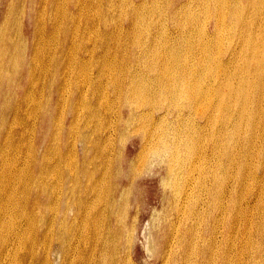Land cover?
Returning a JSON list of instances; mask_svg holds the SVG:
<instances>
[{
  "label": "bare ground",
  "instance_id": "1",
  "mask_svg": "<svg viewBox=\"0 0 264 264\" xmlns=\"http://www.w3.org/2000/svg\"><path fill=\"white\" fill-rule=\"evenodd\" d=\"M171 1L0 11V264H264V0Z\"/></svg>",
  "mask_w": 264,
  "mask_h": 264
},
{
  "label": "rangeland",
  "instance_id": "2",
  "mask_svg": "<svg viewBox=\"0 0 264 264\" xmlns=\"http://www.w3.org/2000/svg\"><path fill=\"white\" fill-rule=\"evenodd\" d=\"M52 1L53 0H0V11H4L2 9H5V7H7L8 11L10 10L13 12V19L12 20L14 22V36H15V38L25 37L26 30L28 28L32 29V35L30 36V38H31L30 39V41H31L30 50L31 49L32 50L29 52V54H27L25 56V58L27 59L26 63H29L28 60L32 62V54H34L33 52H34V48H35V46L33 48V43L34 42L37 43V38H38L37 36L40 35L41 31L43 32L42 22L49 20L54 6L56 7L57 14H58V5H57L58 0H54L53 2ZM176 4H177V0L171 1V7H175ZM62 8H64V1H62ZM2 20L3 19H2V15H1L0 16V24H1ZM52 24L60 25L61 22L57 18V19L53 20ZM65 24L66 23H63V25H65ZM2 29L3 28H1L0 30H2ZM2 49L4 51H6V49H7V52H8L7 47L4 48L2 46ZM45 59H46V55L43 57L42 62H41L44 72H45V64H46ZM33 63H36V59H34V58H33ZM197 119H200V118L197 117ZM24 152H25V150H23L21 152V154L24 155ZM82 157H83V155L81 154V158ZM99 173H102V172L99 171ZM93 185H95V184L89 183L90 189L92 188ZM108 185H109V181H107L106 187ZM77 190H78V194H79L80 188ZM103 192H104V190H103ZM103 192L101 194H103ZM193 192H196V191H193ZM117 200H118V202H120L119 199H117ZM105 201H108V199L103 197V196L100 199H96L95 205H94L95 207L93 210L98 211L100 209V207H102V205H104ZM76 203H77V205H79L80 201H77ZM74 210H77V209H74ZM147 222H148V217H144L141 220V224H139V230L138 231H139L140 238L138 240V244H142V242L145 241L144 232H145V226H146ZM121 244H122V242H120V246H121ZM109 248L110 249H108L107 251L110 253V258H111L112 254L113 255L115 254V249L111 248V247H109ZM142 248H143V246H142ZM143 250H144V248H143ZM143 250H142V252H144ZM118 251L121 253L119 248H118ZM144 254H145V256L143 255V258L138 257V256H133L136 264L143 263L146 260L147 255L145 252H144ZM54 257H55V254L53 255V260H54ZM153 262L156 264H159L160 260L153 261Z\"/></svg>",
  "mask_w": 264,
  "mask_h": 264
}]
</instances>
